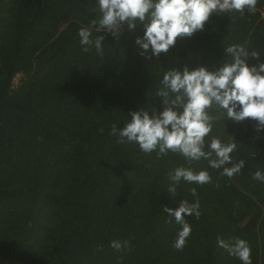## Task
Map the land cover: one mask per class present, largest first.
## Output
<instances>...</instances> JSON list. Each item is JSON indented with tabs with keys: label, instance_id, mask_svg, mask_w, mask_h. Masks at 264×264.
<instances>
[{
	"label": "trees",
	"instance_id": "1",
	"mask_svg": "<svg viewBox=\"0 0 264 264\" xmlns=\"http://www.w3.org/2000/svg\"><path fill=\"white\" fill-rule=\"evenodd\" d=\"M263 10L255 0L214 14L203 33L145 60L132 42L139 28L108 37L102 57L81 51L77 31L98 15L95 0H0V264H241L218 237L247 241L251 264H264V183L252 178L264 172V131L255 122L208 110L215 120L205 140H234L232 161L244 162L231 178L206 160L143 153L110 134L129 110L159 108L155 93L169 68L215 69L230 61L224 49L233 44L264 61ZM176 167L205 169L210 181L181 180L173 196ZM197 198L200 215L184 216L191 232L177 250L181 226L162 208ZM113 240L127 246L117 251Z\"/></svg>",
	"mask_w": 264,
	"mask_h": 264
},
{
	"label": "clouds",
	"instance_id": "2",
	"mask_svg": "<svg viewBox=\"0 0 264 264\" xmlns=\"http://www.w3.org/2000/svg\"><path fill=\"white\" fill-rule=\"evenodd\" d=\"M254 4L255 0H95L98 15L78 29V42L82 52L94 48L102 57L108 37L119 41L126 31L139 28L140 34L132 42L138 55L152 60L168 53L178 39L203 33L214 14L242 12ZM93 32L98 35L93 37ZM224 52L230 61L215 69L196 63L165 70L155 93L159 108L149 111L138 107L127 112L128 119L122 127L113 123L110 134L117 138V143H135L143 153L156 151L163 156L171 151L186 161L203 159L209 168L220 169L223 176L231 178L237 174L244 162L232 161L230 154L236 142L225 143L217 137L205 140L215 120L208 110L215 106L230 121L248 119L255 122L257 133L264 131V61L259 59V53L248 52L241 45H229ZM249 58L256 63H247ZM252 178L264 183V172L258 168ZM168 180L167 190L174 196L181 180L200 185L208 183L210 176L205 169L176 167L168 173ZM190 194L196 198V189H190ZM162 210L181 226L172 245L180 250L191 232L184 216L200 215L198 198L192 203L181 200L175 208L165 205ZM216 244L241 264H251L247 241L239 238L226 241L218 237ZM109 246L119 251L127 246V241L113 240Z\"/></svg>",
	"mask_w": 264,
	"mask_h": 264
},
{
	"label": "built area",
	"instance_id": "3",
	"mask_svg": "<svg viewBox=\"0 0 264 264\" xmlns=\"http://www.w3.org/2000/svg\"><path fill=\"white\" fill-rule=\"evenodd\" d=\"M262 15H263V17H264V10H263V12H262Z\"/></svg>",
	"mask_w": 264,
	"mask_h": 264
},
{
	"label": "rangeland",
	"instance_id": "4",
	"mask_svg": "<svg viewBox=\"0 0 264 264\" xmlns=\"http://www.w3.org/2000/svg\"><path fill=\"white\" fill-rule=\"evenodd\" d=\"M14 81H16V79Z\"/></svg>",
	"mask_w": 264,
	"mask_h": 264
}]
</instances>
